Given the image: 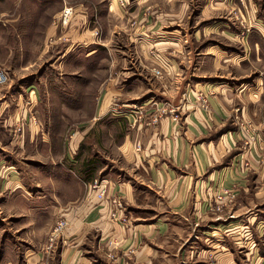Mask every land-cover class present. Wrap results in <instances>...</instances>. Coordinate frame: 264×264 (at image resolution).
<instances>
[{
    "label": "crops",
    "instance_id": "crops-1",
    "mask_svg": "<svg viewBox=\"0 0 264 264\" xmlns=\"http://www.w3.org/2000/svg\"><path fill=\"white\" fill-rule=\"evenodd\" d=\"M70 18L71 12L64 25ZM71 60L84 68L91 59ZM161 60L163 65L169 62ZM244 60L238 59L241 64ZM105 61L101 58V73ZM107 61L121 65L120 59ZM134 62L145 67L136 68L134 83L122 84L119 76L101 78L94 99L88 75L51 77L48 121L43 123L25 120L28 109L41 117L37 89L29 93L33 104L27 108V95L0 88V264H186L203 256L209 264L219 258L220 264H236L235 248L232 254L209 249L203 255L182 247L196 230L202 234V225L213 222L212 215H219L212 195L221 187L231 190L234 174L243 177L239 166L232 171L233 164L246 157L230 155L239 140L237 132L230 131L235 125L232 103L238 98L241 115L249 113L248 106L264 94L263 80L241 96L231 88L216 92L207 97L206 109L186 107L173 104L175 92L154 90L149 61ZM194 78L202 79L201 71ZM143 83V89H135ZM250 89L258 90L254 101ZM202 90L196 92L205 94ZM172 108L178 121L167 113ZM162 110L167 114L161 116ZM67 113L90 119L61 121L59 115ZM258 119L264 126L263 115ZM94 184L103 190L101 199L99 189L92 190ZM245 191L238 189V194L242 197ZM227 206L220 216L231 213ZM61 218L67 228L49 248L50 233Z\"/></svg>",
    "mask_w": 264,
    "mask_h": 264
},
{
    "label": "rangeland",
    "instance_id": "rangeland-1",
    "mask_svg": "<svg viewBox=\"0 0 264 264\" xmlns=\"http://www.w3.org/2000/svg\"><path fill=\"white\" fill-rule=\"evenodd\" d=\"M70 12V21L64 25V17ZM260 35L264 36V0H0V71L9 76V83L1 88L16 96L27 95V108L33 104L29 93L37 89L41 117L28 109L25 120L43 123L48 121L51 77L88 75V91L94 99L103 78L109 81L119 76L122 84L134 83L136 68H143L134 61L142 58L149 61L154 90L175 92L174 105L203 108L199 100L207 101L216 92L231 88L241 96L264 82V42ZM85 57L91 60L84 68L71 60ZM163 57L169 59L167 65L161 63ZM240 57L246 59L244 64L239 63ZM101 58H106L102 73ZM113 58L120 59L121 65H108L107 60ZM130 69L131 73H124ZM154 71H160L161 77ZM200 71L203 78L195 80ZM143 85L135 89H143ZM183 88L185 94L177 92ZM199 88L206 95L197 93ZM250 91L254 101L258 90ZM263 95L248 106L250 114L244 116L242 101L236 98L232 103L235 125L230 131H236L239 140L230 155L246 157L233 164L232 171L239 166L243 177L234 174L235 184L230 186L233 197L227 206L231 213L222 217L220 212L226 207L216 210L214 198L226 189L221 187L210 199L219 215H212L213 222L202 225V234L196 230V237L192 235L183 250L195 248L206 255L209 249H226L232 254L235 248L239 252L236 264H264V126L258 119L264 117ZM59 116L63 122L90 119L75 113ZM243 187L246 191L241 197L238 189ZM212 231H216L215 236L207 237ZM207 259L203 256L195 263L187 259L186 264H209ZM216 261L221 262L220 258Z\"/></svg>",
    "mask_w": 264,
    "mask_h": 264
},
{
    "label": "built area",
    "instance_id": "built-area-1",
    "mask_svg": "<svg viewBox=\"0 0 264 264\" xmlns=\"http://www.w3.org/2000/svg\"><path fill=\"white\" fill-rule=\"evenodd\" d=\"M66 12V11H65ZM154 74L155 76L157 77H161V74H160V71H154ZM9 83V76L7 74V72L1 70L0 71V88L1 87H4V86H7V84ZM202 99V97H201ZM199 100V99H198ZM202 105H203V108L206 109L207 107V101L203 98L202 101L199 100ZM175 110L174 108H172L171 110H169L167 113H170L173 115V120L174 121H178V116L175 115ZM166 113V110H162L161 111V116L162 115H165L167 114ZM141 117H143V112L142 111H138L137 113V119H141ZM159 117L157 118H153L152 122L155 123L157 122ZM98 186H96V184H94L92 186V190H96L98 191ZM98 195H97V198L98 199H101L103 196H104V193H103V190L101 188V193H100V189L98 191ZM222 194H218L214 199V204H215V207H216V210H219L221 209L222 207L228 205L231 201H232V191L229 190V189H222ZM114 204L121 208L122 205L119 201H114ZM67 228V221L66 220H59L53 227L51 233H50V236H49V248L53 247L55 245V243L57 242V240L61 237L62 233L65 231V229Z\"/></svg>",
    "mask_w": 264,
    "mask_h": 264
}]
</instances>
